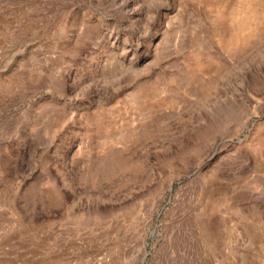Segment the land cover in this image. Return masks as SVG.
<instances>
[{"label": "rangeland", "instance_id": "1", "mask_svg": "<svg viewBox=\"0 0 264 264\" xmlns=\"http://www.w3.org/2000/svg\"><path fill=\"white\" fill-rule=\"evenodd\" d=\"M0 264H264V0H0Z\"/></svg>", "mask_w": 264, "mask_h": 264}, {"label": "water", "instance_id": "2", "mask_svg": "<svg viewBox=\"0 0 264 264\" xmlns=\"http://www.w3.org/2000/svg\"><path fill=\"white\" fill-rule=\"evenodd\" d=\"M170 189H172V188H170ZM154 232H155V230H152V232H151V233H152V234H154ZM144 259H145V258H144ZM144 259H143V260H144Z\"/></svg>", "mask_w": 264, "mask_h": 264}]
</instances>
